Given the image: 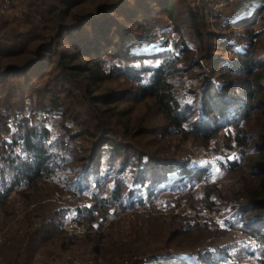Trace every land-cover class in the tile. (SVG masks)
Segmentation results:
<instances>
[{"label":"rangeland","instance_id":"obj_1","mask_svg":"<svg viewBox=\"0 0 264 264\" xmlns=\"http://www.w3.org/2000/svg\"><path fill=\"white\" fill-rule=\"evenodd\" d=\"M30 1L13 18H10L12 14L1 16L9 24L0 20V38L6 37L14 27L21 33L31 29L25 23ZM82 1V5L66 17V24L74 25L80 17L97 15L103 4L110 5L117 0ZM143 1L141 7L146 5V0ZM172 1L175 20L156 4H148L150 20L138 12L129 18L113 12L111 20L119 26L118 31L124 28L127 42L142 41L136 48L139 54L168 51L170 56L180 57L178 66L182 70L173 79L181 102L194 105L195 94L202 91L207 77L217 83L226 78L229 80L231 77H226V71L221 68L236 62L241 58L238 52L247 51L250 45L260 56L258 59L264 58V14L256 18L253 31L237 26L260 7L263 6L261 11H264V0ZM121 7L129 13L140 11L135 7V0L122 3ZM198 14L204 15L200 25L203 47L192 28V19ZM90 23L82 25L90 27ZM57 46L52 50L54 53ZM182 46L187 49L184 53L180 52ZM94 60L108 74V80L99 89L93 87L91 95L120 94L113 101L109 98L112 103L99 104L97 109L92 106L91 111L97 113V119L95 114L87 113L90 103L82 106L80 118L71 122H65L61 113L54 110L40 111L39 101L46 99L50 108L54 89H60L48 75L37 81L32 77L28 84L13 74L7 87L0 84L1 187L10 184L12 162H19L24 157L20 145L15 144L24 131L23 125L46 128L51 144L58 148L59 139L69 141L64 148L65 172L36 187L26 188L23 183L1 208L0 264H138L152 263L154 258L158 259L157 264H182L183 261L188 264L195 261L202 264H261L264 256L260 253V241L246 231L239 211L235 210V206L241 204L239 192L250 190L247 181L254 183L257 179L242 166L245 159L234 137L226 129L209 139L188 131L179 132L154 101H127L137 94L138 88L137 83L121 74L123 64L108 54ZM215 61H218L216 65ZM50 84L53 89L46 93ZM6 90L15 96L8 95ZM61 99L68 101L63 96ZM99 120L102 124L107 123L114 132V135L110 134L111 138L104 140L106 143L94 137ZM79 122H84V126ZM259 122H262L260 115L248 124V130L257 131ZM82 129H88L90 133H79ZM120 147L124 152L117 155ZM145 156L186 163L192 169L207 167L209 171L202 181H165L161 191L152 197L143 187L137 191L141 195L133 205L129 201L111 202L105 208L93 209L96 195L106 198L114 189L121 188L126 194L135 187L140 188L138 182L129 178L134 161ZM252 159L249 154L246 163ZM233 163L237 167H233ZM90 166L94 169L87 174L88 179L98 170L110 180L91 182L87 187L72 184L76 179L81 181L83 178L77 177L84 175Z\"/></svg>","mask_w":264,"mask_h":264},{"label":"trees","instance_id":"obj_2","mask_svg":"<svg viewBox=\"0 0 264 264\" xmlns=\"http://www.w3.org/2000/svg\"><path fill=\"white\" fill-rule=\"evenodd\" d=\"M129 1L117 0L110 5L103 4L96 12L97 15H90L87 18L80 17L81 19L79 18L76 24L69 25L66 24V17L82 5V0H31L25 20L31 29L21 33L14 27L6 37L0 38V84L7 87L13 74L28 84L33 80L32 77L37 81L48 75L51 81L58 84L60 91L57 88L54 89L55 93L50 99V108L45 102L46 99L39 101L40 111L52 112L54 110L57 114L61 113L65 122H71L78 120L79 112H81L79 109L82 110V106L90 103V108L86 107L87 113L88 115L95 114L94 118L97 119V113L91 111L92 106L112 103L108 101L109 98L113 101L120 95L118 93H105L97 97L91 95L93 87L99 89L108 80V74L97 66L99 62L94 59L108 54L124 65L121 74L137 83V94L130 96L127 101L138 99L154 101L170 123L182 133L188 131L194 136L200 135L204 139H209L226 129L241 148L245 159L242 166H246V172L257 179L254 183L247 181L246 186L250 190L239 192L242 199L238 200L241 204L238 203L240 205L235 206V210L239 211L246 231L259 239L260 253L264 256V58L258 59L260 56L250 45L247 51L238 52L241 58L236 62L221 68L226 71V77H231L229 80L226 78L222 83H217L207 77L202 91L194 93L196 97L194 105L181 102L173 79L182 70L178 66L180 57L170 56L168 51L139 54L136 48L140 47L138 44L142 41L132 44L127 42L126 36L123 35L124 28L118 31L119 26L111 20L113 12L124 14L123 16L127 18L138 12L146 20H150L152 15L148 13L150 11L148 4H156L169 18L175 20L174 1L146 0L145 7H141L144 1L135 0V7L140 11H130V13L126 12L125 8L122 10L121 7L122 3H129ZM262 9L263 6L257 9L251 17L239 22L237 26L253 31V25L257 22L256 18L264 14ZM203 18L204 15L199 16L198 14L192 19V28L201 47L204 42V36L200 32V25L204 22ZM5 19L0 17L3 22L7 21ZM23 22L19 23V27ZM87 22H91L90 27L82 25ZM5 23V25L9 24ZM56 46L57 51L54 53L52 50ZM186 50L182 46L180 52L184 53ZM50 57L51 59L48 60ZM12 59L19 61L13 63ZM191 60L194 63V60ZM48 61H50L49 64ZM217 62L215 61V65ZM50 86L51 84L46 89V93H50L53 89ZM10 91L6 90V93L14 97L15 95L10 94ZM62 96L68 101H63ZM258 115L262 122H259L257 131L248 130V124L256 120ZM79 123L84 126V122ZM64 129L70 130L68 127ZM96 129L97 133L94 137L102 139L103 143L111 138L110 134L114 135L107 123L102 124L100 120L96 124ZM22 130L24 131L20 133L15 144L20 145L24 157L19 162L15 161L10 165V184H3L2 187L0 184V210L7 204L11 195L24 184L26 188L36 187L42 181L53 180L67 169L64 148L67 147L68 140L59 139L61 150L57 145L51 144V136L46 128L34 124L27 125V127L23 125ZM79 133H90V131L82 129ZM123 152V148L120 147L116 154L121 155ZM249 154L253 156L249 162L250 165L246 163ZM133 165L134 169H131L132 175L129 180L138 182L140 188L135 187L126 194L121 188L114 189L107 194L106 198L96 195L93 209L105 208L111 202L122 204L124 201L126 203L129 201L130 205H133L141 195V192L137 193V191L143 187H146L149 192L148 196L152 197L161 191V184L165 181L175 183H183L187 179L202 181L205 180L209 171L207 167L192 169L186 163L178 164L176 161L150 159L146 156L139 157ZM127 166H124L125 170ZM232 166L237 167V164L233 163ZM93 169L94 166H90L84 175L77 177L83 179H80L81 181L76 179L72 184L87 187L91 182L97 184L102 179L105 183L110 180L102 173L99 174L98 170H95L91 179H88L87 174ZM140 203L144 202L140 201ZM129 252L122 251V253ZM122 253L120 252L119 255ZM155 261L138 264H157ZM260 262L264 264V259ZM12 264L16 263L12 262ZM182 264L188 263L183 261ZM192 264L202 263L195 261Z\"/></svg>","mask_w":264,"mask_h":264},{"label":"built area","instance_id":"obj_3","mask_svg":"<svg viewBox=\"0 0 264 264\" xmlns=\"http://www.w3.org/2000/svg\"><path fill=\"white\" fill-rule=\"evenodd\" d=\"M30 0H0V17L8 16L11 13H19Z\"/></svg>","mask_w":264,"mask_h":264},{"label":"crops","instance_id":"obj_4","mask_svg":"<svg viewBox=\"0 0 264 264\" xmlns=\"http://www.w3.org/2000/svg\"><path fill=\"white\" fill-rule=\"evenodd\" d=\"M12 14V15H11ZM10 15L12 16V17H10V18H13L17 13H11Z\"/></svg>","mask_w":264,"mask_h":264}]
</instances>
